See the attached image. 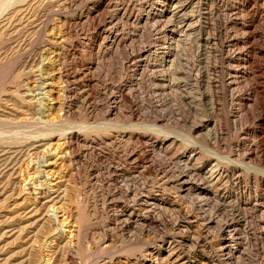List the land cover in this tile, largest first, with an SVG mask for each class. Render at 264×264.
<instances>
[{
	"label": "rangeland",
	"instance_id": "1",
	"mask_svg": "<svg viewBox=\"0 0 264 264\" xmlns=\"http://www.w3.org/2000/svg\"><path fill=\"white\" fill-rule=\"evenodd\" d=\"M164 3L0 0V264L230 263L220 226L236 200L197 197L177 179L197 177L200 145L213 160L253 145L256 165L264 160V117L236 100L234 125L224 73L225 31L242 36L254 18L251 79L264 91V0ZM166 41L175 54L165 75ZM20 206L40 211L10 221ZM248 208L239 264H264V211Z\"/></svg>",
	"mask_w": 264,
	"mask_h": 264
},
{
	"label": "bare ground",
	"instance_id": "2",
	"mask_svg": "<svg viewBox=\"0 0 264 264\" xmlns=\"http://www.w3.org/2000/svg\"><path fill=\"white\" fill-rule=\"evenodd\" d=\"M25 1L26 0H14V2L20 4L21 9L27 7L26 4H25V6L23 5V3H25ZM167 1L168 0H164L165 3L163 4V7L166 6ZM0 9H1V6H0ZM161 10H162V8H161ZM254 22H255L254 18L252 21V19H248V16L244 17L243 23H242V30H243L242 36L237 35V33L234 32V30L232 28L230 30L225 31L226 32V41H225L226 56H225V60L227 61V65H226V69H225L224 73L226 75V81L225 82H226V86L228 89L227 91L229 92L228 99H229L230 103L232 104L231 105V108H232L231 109V114H232L231 120L233 121L234 125H237L239 119L241 120L240 117H242V116H240V113L242 111L241 107H236V105H234L237 101H238V104H237L238 106L241 104H245V102L248 103L249 105L248 104L247 105L250 108L254 109L255 112L257 111V115L259 117H264V91L259 93L257 91L258 89L256 87H254L255 85L254 86L252 85V79H251V76L255 73L254 72L255 59H254V55H253L255 48H253V46L250 44V42H251L250 38L254 34V31L250 30V28H252ZM231 23H232V25H236L237 24L236 18L232 19ZM115 40H116V38L113 37L112 43L115 42ZM176 41H177V39H176ZM239 44H241V47L239 46V48H235ZM165 48H166V51L162 52V54H161L162 58H161V64L160 65H162L161 71L162 72L164 71V73L166 75V72L168 71L171 63L174 61V59H171V57L174 56V54H175V51H174L175 48H174L172 43L169 44L167 41H166ZM149 51H152V50L149 49ZM144 69L145 68H143V70ZM260 76H261V74H260ZM260 78H261V80L264 79V77H262V76ZM242 85H245L243 89L240 88ZM112 110H113V108L110 109V111H112ZM210 119L214 121V125L218 124V118L217 117L216 118L215 117L210 118ZM208 122L209 121L206 122L207 125L196 126L195 129L200 132L199 134L201 136H202V131L204 130V128L208 126V124H209ZM72 136L73 135H70V136L65 137V138H67L68 140L69 139L72 140L71 139ZM168 137H169V133H168ZM164 140H165V138H164ZM66 142L69 143V141H67V140H66ZM10 143H13V142H10ZM242 146H244V145L237 143L236 149L234 150V152H232V154L229 157H226V158L219 157V158H216L214 160L211 158L212 157L211 153L208 154L210 151L207 153L204 145L198 146V148L195 149L196 150L195 155H198L197 160L199 161V163L201 165H200V168L198 169L199 172L197 173V177H196V175L185 172V173H181L177 179L178 180L177 182H179L181 189L183 188L184 190H187L189 192L194 189L197 191V193H196L198 195L197 197L209 195V194H211V191H212V193L214 194L215 197L219 196V198H220V196H222L225 199L230 198V200L231 199L236 200L235 204L238 205V209L233 208L231 218L226 223H222L221 226L219 224L221 233L226 235V236L224 235L222 237L220 244L222 245V247H221L222 250L224 249V250L228 251L226 253L228 255V260L230 262L229 264H239L240 244H239V240H238V235L240 234V231L244 230L247 227L245 222L248 220V216L250 215L249 214L250 211H249V213L247 212V209H249L248 207H250V209H253L254 211H257V212L260 210L264 211L263 206L261 205L262 202L258 203V201L260 200V195H258L259 190L257 189V187L259 185H261V186L264 185V175H262V176L258 175L256 170L253 171V170L249 169V167H251L254 169L259 168L260 170H264V167L262 168V165H264V160L262 158H260V160H259L260 164L256 165V159H255L256 158V156H255V152H256L255 148L256 147H254L253 145H247L244 147H242ZM9 148H7L6 150H8ZM9 154H10V152H9ZM0 156H2V155H0ZM262 157H264V156H262ZM131 158H133V161L134 160L136 161L137 156H136L135 152L131 154ZM232 158H234V159H232ZM5 162H3V160H1L0 161V167L3 166L5 164ZM207 164L210 165L209 176L202 175L203 171H204V167H206ZM5 166H6V164H5ZM245 166H246V168H245ZM262 173H264V171ZM224 180L226 182H228L229 184H231V186L235 190L233 192L229 191L227 196L224 195V193L220 192L221 188L219 189L221 183ZM41 202L42 201L40 199H37V200L35 199L33 204H34V206H35V204L38 206ZM28 206H31V204H29ZM26 207L20 206V208L17 209L15 212L11 211L13 216L10 219V221L15 222L16 220L27 217V215H29L28 217H35L36 214L40 211V209H39L40 207L39 208L36 207L35 209L30 210V211H27ZM41 221L43 223H47V221H49V217L47 215L45 217L43 216ZM243 222L245 223L243 225L244 228H240L239 224H241ZM247 223H248V221H247ZM28 232L30 233V231H28ZM261 233L262 234L264 233V226H263V228H261ZM161 253H166V250L163 248V245L160 246V249H159V252L157 253V256L161 257ZM241 257H243V256L241 255ZM165 258H163V259H165ZM141 262H142V260H141ZM149 262H150L149 264H151L152 260H150ZM145 264H148V262H146ZM244 264H260V263L258 261H251L249 263H244Z\"/></svg>",
	"mask_w": 264,
	"mask_h": 264
}]
</instances>
